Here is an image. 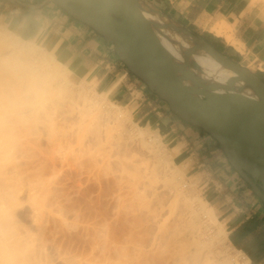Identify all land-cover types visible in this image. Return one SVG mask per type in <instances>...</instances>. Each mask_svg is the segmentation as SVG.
<instances>
[{
	"label": "bare ground",
	"instance_id": "obj_1",
	"mask_svg": "<svg viewBox=\"0 0 264 264\" xmlns=\"http://www.w3.org/2000/svg\"><path fill=\"white\" fill-rule=\"evenodd\" d=\"M228 29H229L228 24L223 20L216 22L213 25L209 26V30L211 32H213L215 35L219 36V35H223V34L227 33L226 34L227 41L233 42L232 37H231V33H229L227 31ZM192 32H194V31H192ZM201 37H203V36H201ZM214 47L219 49L217 46H214ZM220 51H222V50H220ZM34 52H35L34 47H32L31 50L23 47L8 32V29H6V28L2 29L0 27V156L3 157L4 159H5V157H7L8 159H10V157L14 158L15 154H19L20 151L22 149H24V147L28 144V142H30L29 140H31V139H29L28 133H27V135H26V133H22V132H25V131H22L25 127L28 130L31 129L32 133H35L37 135V139L42 137L41 135H43V134H45V135L48 134L49 137L46 136L47 139L52 137L53 139L50 138V140H53V143H56V144H54V145H56V150H55V148H54V150L57 153L63 152V149H66L65 146H67V147L71 146L68 144H71L72 142H74V141L70 140L71 137H69V135L71 134V132L76 130V128H74V130L71 131L70 134L68 132H66L67 130H65V132H63L62 134H60V136H58L59 138L58 137L54 138V136H51L50 133L51 134L56 133L55 131L53 132V130L54 129H60V125L58 126V124H57L58 122L56 120H58V121L61 120V119H58L61 115L65 117L66 114H69V116H71V115L73 116V114H74V116H75V114L77 116V114H78V116L80 118L76 117V120H75L76 122H73L75 118L74 119L71 118V119H73V121L69 118L70 119L69 121H72L74 124L75 123L78 124V125L76 124L77 127H79L82 124H84V125L89 124V122H90L89 118H91L92 122L96 120L95 123L93 124V127H92L93 131L95 132V133L92 132L93 136L96 134L93 139L96 141H98L100 139L99 138V131L100 130L98 131V129L100 128L101 124L105 125L107 127V129L109 128V130H113L115 132V138H113V140L117 139V142L118 143L120 142L119 144H120V146L122 144V147H123V144H127V147L128 146L130 147L131 144L129 142L132 141L131 139L136 138L138 140L139 145L144 149L146 148L147 151L149 152L148 155L150 154L149 157H150L151 161H152L151 155L154 157L153 162H151V166H150V169H151L150 173L151 174L145 168V164L142 167H144L146 169V171H148V173H147L148 175H153V177H156L155 181L157 180V177L159 178L162 175L163 182L160 183V185H158L157 183H153V185H152V183H150L151 184L150 185L147 182L149 180H147L146 181L147 183H146L145 180L143 181L142 179H140L141 176H144L143 174H141V170H140V168H142V167L139 166L141 163L142 164L144 163V162H141V160L143 158L140 160L139 158L136 159L134 156V158H135L134 161L140 160L141 163L140 162H130L128 160L129 159L132 160V158H131L132 153L134 154L135 152L133 151L131 153V152L127 151L126 147H125L126 150L124 149V147L122 148V149H124L123 151H127L131 154L124 152V154L122 155L120 153L122 155V159L120 157H118L121 160L118 162L120 164L119 165L117 164V166H119L118 167L119 169H118V171H116V173H115V170L113 171V173L111 174L112 175L111 180L116 185L115 196H116L117 200L118 199L123 200L124 198H127L125 200H128V198H129V200L131 202V204L128 205L129 210H127L128 208L126 209L127 212L130 214V216H128V218H126V220H124V221H127L128 230L126 229L127 232H126V234H124L125 235V237H124L125 241H123V242L131 243L130 245H132L131 248L134 252L133 253L134 255L132 257H130V260H128V261L127 260H121L119 262L114 261L115 262L114 263L113 261L111 262V260L110 261L104 260L103 263H97L99 261H95L93 258H90V259L87 258L84 260V259H79L74 255H72V256L71 255L70 256L65 255L64 253H62L59 246H56L53 243L46 244L45 242H43L44 239L40 240L39 242H41V243H39V244L29 243L30 240L25 239L26 236L29 237V233L30 234L32 233L31 229L30 230L25 229L26 226L23 225L19 221V219H17V217H16V219L12 220L11 219L12 218L11 213L5 212V210H7V209L4 208L5 207L4 205L6 203L12 202L13 200L19 201V199L17 198V196H18L16 193L17 191H15V187H17V186H14L15 185L14 181L16 182L15 174L20 173L23 170L19 171V168H16V167H18L17 163H19V161L16 163L17 164L16 165L15 162L12 160L13 158L10 159V161H13L12 163H10L9 161L7 163L6 161L8 159H5L6 161H3V163H1V159H0V174H1L0 175V264H39V262L44 260V258L48 259L49 256L50 257L52 256L51 258H55L56 263H58V264H142V263L145 264V261L143 262V260H145L143 254H145V253L147 254L146 251H148L152 248L154 250V248H156L157 246H162V245H163L162 249L164 248V246H165V248L168 249V247L172 246L173 244L175 245L176 242H180V239H181V242L182 241L187 242L189 240L188 243H191L193 245L196 244L192 247L193 249H190L192 251H190L188 249L190 251V255L188 256V259H190L189 262H191L189 264H230V261H229L230 258L226 259V257L223 259H220L218 261L216 260L217 261L216 263H215V261H214V263H212V260L210 259V257L212 256V258H214L212 254H214L215 252H218L215 249L216 247L214 245H213L215 247L214 252H212L211 256L200 255V254H202V253H200V249L202 246L207 245V248L208 247L210 248L212 242H213V244H215L214 242L225 243L226 241H228L226 230L221 225H219V226L215 227L216 230H214L212 232L211 226H212L213 220H214L213 223H215V219L212 220L213 217H212V215L210 216L211 210L206 205V203L202 202V200H200L198 198L199 196H197L195 194V191H194L195 188L193 187V182H191L189 184L181 177V173L183 172L182 171L183 167H181L178 164H174L171 157L169 156V152H167V150L165 148V143H166V138L169 139L168 137H170V136H168L167 134L164 133V127H162V124L161 123H155L156 127L154 128V130H152V128H151L152 125H150V124H148L146 127L143 128L139 124L135 123L132 120V117H130V115L128 114V111L125 108H123L122 106L115 104V103H113V101L109 100V96H110L113 88L118 84V82H119L118 79L120 77H118L117 80H115L112 84H110L107 88H105L101 92H98L97 90H95V92H94L93 91L94 90L93 85H91L88 82V80L81 79V82H79L78 84H75L71 80V78H69V74H68V71H70L69 67L65 63H63L61 60L56 59L54 57L55 55L53 56L52 53L54 51H52V53H50V51H49L50 54L48 52H47V54L44 52H42V53L40 52V54H41L40 57L37 56V53L34 54ZM236 62H238V61H236ZM238 63H240V62H238ZM41 67H47L49 69L55 68L61 75V82L59 83L58 91L50 99L46 96L42 97L40 94V89H41L42 85H41V82L39 79V76H40L39 70ZM248 69H250V68H248ZM254 73L257 74L256 72H254ZM133 76L135 77V75H133ZM90 92H93V93L90 94ZM165 104H166V102H165ZM50 107H53V109H54L53 111H55V115L57 118H55V116L52 118L51 115H49L50 112H48V111L50 110L49 109ZM51 111H52V108H51ZM67 118H66V122L68 124H71V122L67 121L68 120ZM87 118H88L89 122L85 124L84 122L86 121L85 119H87ZM77 119H79L78 122H77ZM52 120L53 121L55 120V121L52 122ZM97 120H98V123H96ZM60 122H62V121H60ZM63 123L65 124V121L62 122L61 125ZM72 124H71V127H72ZM65 125H67V124H65ZM191 126H193V125H191ZM67 127H70V126H67ZM80 127H82V126H80ZM193 127L197 128L195 126H193ZM104 129H105V127H104ZM60 130H62V129H60ZM109 130H107V131H109ZM62 131H64V130H62ZM88 131L90 132L92 130L90 129ZM107 131H105V132L108 133ZM58 132H60V131L58 130ZM102 132L103 131H101V133ZM111 132L112 131H110L108 133L109 135H107V138H109L108 136H111ZM75 133H77V132L75 131ZM57 134H59V133H57ZM57 134H55V135H57ZM86 134H87V132H86ZM205 134H207V133H205ZM25 135H26V137H25ZM101 135L102 134H100V136ZM208 136H210V135H208ZM46 137H45V139H46ZM112 137H114V136H112ZM112 137H110V140H112L111 139ZM91 138H92V135H91L90 139ZM71 139H73V137ZM103 140H99V141H103ZM43 141H45V140H43ZM96 141H92V140L85 141L84 140V142L83 141L81 142V145H78L79 146L78 150H80V151L85 150V148L87 149L86 146L90 147V144L94 145V142L96 143ZM38 142L40 143V141H38ZM111 142H113V141H111ZM128 143L130 145H128ZM51 144H52V142H51ZM51 144L49 143V146ZM100 144H98V145H100ZM111 144L116 145V143H111ZM136 144H137V141H136ZM116 146H118V145H116ZM132 146H133V144H132ZM29 147H27V148H29ZM95 147H96V144H95ZM74 148H71V149H74ZM46 149H48V148H46ZM93 149L94 148H92V150ZM10 150H11V152H19V153L13 154L10 152ZM87 150H89V149H87ZM119 150L120 149H118L117 151H119ZM85 151H83V152H85ZM85 153H87V152H85ZM88 153H91V151H88ZM95 153H97V152L95 151ZM112 153H113V151H112ZM115 154H116V149H115ZM120 154H118V152H117L118 156ZM46 155H48V154H46ZM95 155L93 154L91 156L95 157ZM111 156H112V158H114V155H111ZM111 156L108 158L111 159ZM30 157H28V158H30ZM59 157H60V155H59ZM92 157L87 158V159L85 158V160H86V161H84L86 163V164L84 163L85 168L87 165L89 167H93V168H94V166H92V165L93 164L96 165V159H97L96 157L97 156L95 157L96 159L92 158ZM52 158H51V160L54 159V158L53 159ZM101 158L103 161H106V159H108V158L104 159V155ZM115 158H117V157H115ZM145 158H146V156L144 157V159ZM40 159L42 160V158H40ZM147 159H149V158H147ZM25 161H26L25 163L27 164L28 160H25ZM142 161H144V160H142ZM4 162H6V163H4ZM97 162H98V160H97ZM127 162H129V163H127ZM32 163H30V164H32ZM36 163H37V161H36ZM116 163L117 162H115L114 164L116 165ZM52 164H53L52 165V168H53L55 166V164L54 163H52ZM77 164H79V163H77ZM82 164H83V162H82ZM99 164H100V162H99ZM102 164L104 165V162L101 163L100 165H102ZM108 164H109V162L107 163V165ZM114 164H112V166ZM19 165H22V164L20 163ZM42 165H41L42 167L41 166H39V167L45 168L44 166H47L45 164H42ZM80 166H82V165H80ZM112 166H110V167H112ZM55 167L53 169H55ZM36 168L37 167H35V169ZM21 169H23V167H21ZM88 169L90 170L91 168H88ZM95 169L98 170V168H96V167H95ZM106 169H108V168H106ZM113 169H110V170H113ZM36 170H34V171L36 172ZM38 170L41 171V169H39V168H38ZM44 170L42 169V171H44ZM47 170H48V168H47ZM94 170H90V171H94ZM27 171H30V170L27 169ZM40 171L39 172L37 171V173H33L31 170V172H32V173L30 172L31 176H32L31 178H33V176H34L38 180L42 179L43 178L42 173H41L42 171L41 172ZM98 172H97V174L100 173V172L99 173ZM101 172H103V170ZM27 173L30 174L29 172H27ZM142 173H144V172H142ZM91 174H94V173L91 172ZM101 175H103V173ZM90 176H89V178H90ZM94 176L98 177V175H95V174H94ZM94 176L92 175V177H94ZM35 178H33V179H35ZM98 178H96V179H98ZM142 178H144V177H142ZM99 179H101V178H99ZM151 179H152V176H151ZM25 180H26V178H25ZM140 180L142 182H140ZM153 180L154 179H152V181ZM158 181H160V180H158ZM96 182H97V180H96ZM105 182H107V181H105ZM143 182H145L146 185H144L145 183L143 184ZM30 185H31V183H30ZM39 185H37L36 187L34 185V188L29 187V188H31L32 194L30 193V191H29L30 189H29L27 191L28 193L26 192V195L28 198L35 196V195H33L34 192H32V191H36L35 189L37 187H39ZM42 185H43V183H42ZM99 185H100V183H99ZM111 185H112V183H111ZM145 187H147V188L145 189ZM20 188H21V186H20ZM41 189H42V187L40 189L38 188L37 190L41 192ZM144 189L148 190V191H146L147 193L151 192L150 193V194H152L151 196L154 197L152 200L159 199L162 196V193H166L168 195L167 197H169V205H168L169 207L180 206L181 209L179 207L177 208V209H180V212L179 211H178L179 213L177 212L178 215H180L181 217L183 215L186 216V217L183 216L181 218L182 223L180 224L181 225L180 228H178L180 225L177 227V225L175 224L177 222L176 221L173 224L176 226H174L173 228H170V230L167 231V229L169 227L165 228L167 225V224H165L166 223L165 220L162 221L163 220L162 219L161 220L162 222H159L160 218H161L160 217L161 212H162L161 210L165 211L166 208L163 209V207L162 208L159 207V209L161 208V210H159V209L157 210V208L154 207L153 209H151L150 207H151V205H153L152 204L153 202L151 203L152 200H147L148 196H147V193H145ZM110 190H112V189H110ZM108 191H109V189H108ZM34 194H36V193H34ZM57 194H59V193H57ZM115 196H113V197H115ZM53 198H54L53 203L55 205H56V203H59L55 200V196ZM56 199H57V196H56ZM160 200L162 201V199H159V201ZM58 201H59V199H58ZM118 201H120V200H118ZM118 201H117V204H118ZM156 201H158V200H156ZM122 202L125 203V201H122ZM120 203H121V201H120ZM150 203H151V205H150ZM59 204H58V206L61 205V204L60 205ZM158 204H160V203H158ZM123 205H124V207L127 206L125 204H123ZM43 206H45V205H43ZM148 206H150V207H148ZM115 207H118V206H115ZM146 207L148 209H146ZM53 208H55V207H53ZM172 208H174V207H172ZM30 211H31L30 213L28 212L29 214L27 213L28 217H30L31 224L33 225L35 232L38 234L40 232L38 230H40V228L44 224V221H47L48 219L46 217H45L46 218L45 220H44V218L42 219V217L45 216L44 213H41L42 211L41 212L39 210L34 211L32 209ZM127 212H126V214H128ZM172 213H175V212H173V210H172L171 214ZM178 215H176V216L178 217ZM180 216H179V218H180ZM167 222H168V220H167ZM216 224H218V222H216ZM23 226H25V228H23ZM213 226H215V225H213ZM208 231L211 232V233H209L211 236H208ZM120 234H122V233H120ZM39 235H38V237H39ZM41 239H42V237H41ZM163 241H165V242H163ZM173 242H175V243H173ZM180 244L185 245V243H180ZM107 245H109V243ZM215 245H217V244H215ZM102 248H103V246H102ZM131 248H129V249H131ZM122 249H121V251H122ZM173 249H175V248H173ZM180 249H182V248H180ZM180 249H179V251H180ZM188 250H187V253H189ZM159 251H160V249H159ZM182 251H183V249H182ZM150 252H152V251H150ZM177 252L178 251H176V254H177ZM171 253H170V255H171ZM220 253H221V250H220ZM125 255L127 256L126 252H125ZM129 256H131V255L129 254ZM158 256H160V255H158ZM162 256H163V254H162ZM180 256L183 258V259L181 258V261H183L184 258H187L184 253H181ZM180 256L177 255L176 258L171 257L172 262L174 264L176 263V261L178 262L180 259ZM155 258H157V257H155ZM119 259H120V257H119ZM45 261H47V260H45ZM116 261H118V260H116ZM146 262H148V261H146ZM149 262H150V260H149ZM179 263L181 264L180 261L177 264H179ZM184 264H187V263L184 262Z\"/></svg>",
	"mask_w": 264,
	"mask_h": 264
},
{
	"label": "rangeland",
	"instance_id": "obj_2",
	"mask_svg": "<svg viewBox=\"0 0 264 264\" xmlns=\"http://www.w3.org/2000/svg\"><path fill=\"white\" fill-rule=\"evenodd\" d=\"M0 27L2 28V29H4V28H6V29H8V32L18 41V43L19 44H21L23 47H25V48H28V49H30L31 50V48L32 47H34L35 48V52H34V54H36L37 53V56L38 57H40L41 56V54H40V52L42 53V52H44V53H46L47 54V52L49 53V51H50V53H52V50L51 49H49L48 47H46V46H44L42 43H40L39 41H36V40H33V39H28V38H24V37H21V36H18L17 34H15L14 32H13V30L11 29V27L9 26V24H7V23H4V22H0ZM229 30L230 29H228L227 31L229 32ZM195 32V31H194ZM196 33V32H195ZM230 33V32H229ZM196 34H198V35H200V36H203V37H207L208 39H210V37H211V34H209L208 32H205V31H201V32H199V33H196ZM226 34L227 33H225V34H223V35H219V36H224L225 37V39H226V41H227V38H226ZM212 41L213 40H211V41H209V42H211L212 43ZM228 42V41H227ZM216 46V45H215ZM56 51V50H55ZM55 51L52 53L53 54V56L56 58V59H59V56L55 53ZM49 53V54H50ZM33 54V55H34ZM57 55V56H56ZM60 60V59H59ZM245 63V62H244ZM246 65H247V62H246ZM245 64H244V66H246ZM246 67H248V68H254V66H252V65H249L248 64V66H246ZM250 68V69H251ZM251 69V70H252ZM68 74H69V78H71V80L75 83V84H78L79 82H81V80H77V79H74L71 75H70V71H68ZM135 78H137L136 76H135ZM138 79V78H137ZM91 85H93V91L95 92V90H97L98 92H101L100 90H98V89H96V88H94L95 87V85H94V81L93 82H91V81H88ZM142 84H144L142 81H140ZM140 83V84H141ZM142 84H141V86H142ZM89 86V85H88ZM144 87L146 88V90L148 91V92H151V91H149V89L147 88V86H145V84H144ZM91 93H93V92H90V94ZM152 93V92H151ZM153 95H154V97H152L151 99L152 100H155L154 102L156 103V104H158V103H160V104H162L163 105V109L161 108V107H156V106H154V104L153 103H151V105L148 107V110H150L146 115H143V112H139L138 111V109H134V103H127V104H125V103H123V102H118L116 99H115V97H114V95L113 94H110V96H109V100L110 101H113V103H115V104H118V105H120V106H122L123 108H125L127 111H128V114L130 115V117H132V120L135 122V123H137V124H139L141 127H146L148 124H150V125H152V130H154V128L156 127V125H155V123H161L162 124V127H164V133L165 134H167L168 136H170V137H168L169 139L172 137V134H171V126H172V123L176 120V121H179V122H182L183 120L182 119H180L177 115H175L168 107H167V105H165V102L163 101V100H161V99H159L158 98V96L157 95H155L154 93H152ZM160 100V101H159ZM147 106V105H146ZM65 107V106H64ZM155 107V108H154ZM51 108H52V111H51ZM66 108V107H65ZM143 108H145V107H143ZM154 108V109H153ZM166 108H168V110L166 109ZM50 110L48 111V112H50L49 113V115H51V117L53 118L54 116H55V118H57L56 117V115H55V111H53L54 109H53V107H50L49 108ZM53 112V113H52ZM157 112H158V114H157ZM166 112H167V114H166ZM154 113H156V114H154ZM71 115V114H70ZM69 114H66V116L64 117V116H60L58 119H61V120H56L57 122V124H58V126L60 125V129H62V130H64V131H62V130H60V129H54L53 130V132L55 131L56 133H50V135L51 136H54V138H56V137H58V136H60V134H62L63 132H65V130H67L66 132H68L69 134H70V132L71 131H73L74 130V128H76V130H74L73 132H71V136L69 135V137H73V139H71L70 138V140H72V141H74V142H72L71 144H68V145H71V146H65V148L66 149H63V152H60V153H57L55 150H56V145H54V144H56V143H53V140H50V138L51 139H53L52 137H50V138H48L47 139V137H49L48 136V134H43V135H41L42 137H40L39 139H37V135L35 134V133H32V131H31V129H27L26 127L22 130V131H25V132H22V133H26V135H27V133H28V136H29V139H31V140H29L30 142H28V144L24 147V149H22L21 151H20V153L19 152H11V150H10V152L11 153H13V154H15V153H19V154H15V156H14V158L13 157H10V159L11 158H13L12 160L15 162V164L19 161V163H17L18 164V167H16V168H19V171L21 170H23L22 172H20V173H17V174H15V180H16V182L14 181V186H17V187H15V191H17L16 193H17V198L19 199V201H16V200H13L12 202H9V203H6L4 206V208H6L7 210H5V212H9V213H11V219L12 220H14V219H16V217H17V219H19V221L23 224V225H25L26 226V228H25V226H23V228H25V229H28V230H30L31 229V231H32V233L30 234L29 233V237L28 236H26L25 237V239H28V240H30V242L29 243H36V244H39V243H41V242H39L40 240H43V242H45L46 244H49V243H53V244H55L56 246H59V248L61 249V251H62V253H64L65 255H74V256H76L77 258H79V259H87V258H93L95 261H99V262H97V263H103V261L104 260H111V262L113 261H115V262H119V261H121V260H130V257H132L134 254V252H133V250H132V245H130L131 243H126V242H123V241H125L124 240V237H125V235L124 234H126V232H127V230H128V225H127V221H124V220H126V218H128V216H130V214L127 212V210H129V204H131V202H130V200H129V198H128V200H125V199H127V198H124L123 200L122 199H118V200H120L121 201V203H120V201H118L117 200V198H116V196H115V189H116V185H115V183L111 180V177H112V173H113V171L115 170V173H116V171H118V167L119 166H117V164L119 165L120 163H118L119 161H121L120 160V158L122 159V155L124 154V152L126 153L127 151H129V152H135L134 154L132 153V160L131 159H129L128 161H130V162H140V160L142 159V160H144V161H142L141 160V162H144L143 164L141 163H139L140 165V167H142V166H144V164H145V168L149 171V173L151 172V169H150V166H151V162H153V159H154V157L151 155V159H152V161L150 160V157H149V155H148V151H147V149L145 148H142L140 145H139V143H138V140L136 139V138H133V139H131L132 141H130L129 143L131 144V146L129 147H127V144H123V147H124V149H125V147L127 148V151H123L124 149H122L123 147H122V144H121V146H120V142L118 143L117 142V139L114 141L113 140V138H115V132L113 131V130H109V128L107 129V127L105 126V125H103V124H101L100 125V128L102 129H98V131H99V140H103V141H96V140H94L93 138L95 137V135L93 136V133H95L94 131H93V129H92V127H93V124L95 123V121H91V118H89V120H90V122H89V120H88V118L87 119H85L86 121L84 122L85 124L86 123H88L89 122V124H86V125H84V124H82V125H80V126H82V127H77V123H73V122H76L75 120H76V117H78V118H80L79 116H78V114H77V116H76V114H75V116H74V114H73V116L71 117V116H69ZM168 117L169 118V121H167V122H163L161 119L163 118V117ZM68 117V118H67ZM65 118V119H64ZM66 118L68 119L67 121L68 122H71V124H72V127H71V124H68L67 122H66ZM71 118H75L74 119V121H73V119H71L72 121H69ZM156 119V120H155ZM55 121V120H54ZM53 120H52V122H54ZM60 121H62V122H64L65 121V124H67V125H65L64 123V125L62 124L61 125V123L62 122H60ZM79 121V119H77V122ZM184 122V121H183ZM60 123V124H59ZM96 123H98V120H97V122ZM77 124V125H76ZM187 124H189V123H187ZM89 125V126H88ZM190 125V124H189ZM67 126H70V127H67ZM191 126V125H190ZM104 127H105V129H104ZM149 127V128H150ZM59 128V127H58ZM73 128V129H72ZM79 129V130H78ZM92 130V131H88V130ZM58 130L60 131V132H58ZM83 130V131H82ZM107 131V130H109V131H107L108 133L110 132V131H112L111 132V136H108L109 138H107V135H109L108 133H106L105 131ZM75 131L77 132V133H75ZM80 131V132H79ZM101 131H103L102 133H101ZM86 132H87V134H86ZM93 132V133H92ZM203 132V131H202ZM49 133V132H48ZM57 133H59V134H57ZM178 133V132H177ZM55 134H57V135H55ZM92 135V138L90 139V137H91V135ZM100 134H102L101 136H100ZM26 135H25V137H26ZM34 135V136H33ZM83 135V136H82ZM32 136V137H31ZM47 136V137H46ZM112 136H114V137H112ZM31 137V138H30ZM44 137V138H43ZM45 137H46V139H45ZM89 137V138H88ZM110 137H112L111 139L112 140H110ZM35 138V139H34ZM43 138V139H42ZM59 138V137H58ZM85 138V139H84ZM102 138V139H101ZM106 138V139H105ZM34 141H33V140ZM37 139V140H36ZM169 139H167L166 138V143H165V148H166V150H167V152H169V156L171 157V159H172V161H173V163L174 164H178V165H180L181 167H183V169H182V173H181V177L187 182V183H191V182H193V187L195 188L194 189V191H195V194L197 195V196H199L198 198L200 199V200H202V202H204V203H206V205L210 208V210H211V213H210V216L212 215V220L213 219H215V223H213L214 222V220H213V222H212V226L213 225H215V226H211V229H212V232L214 231V230H216V228L215 227H217V226H219V225H221L225 230H226V226H225V224H224V222H223V220H222V218L219 216V212L217 211V209L215 208V206L212 204V202L209 200V198H208V194H207V190H203V181H202V177L200 176V175H194L195 173H197L196 171H198L199 169L197 168V167H193L192 168V164H191V162L190 163H188V162H186L184 165L181 163L180 164V161H179V158L178 157H176L175 156V152L177 151V149H178V147H177V145L178 144H180V142H179V140L175 137V138H173L172 140V142H170V140ZM213 139V138H212ZM43 140H45V141H43ZM84 140L85 141H89V140H92V141H96V143L94 142V145L92 144H90V147H88V146H86L87 147V149H89V150H87L86 148H85V150H82V151H80V150H78L79 149V146L78 145H81V142L83 141L84 142ZM107 140V141H106ZM214 140V139H213ZM38 141H40V143L38 142ZM42 141V142H41ZM111 141H113V142H111ZM136 141H137V144H136ZM51 142H52V144H51ZM80 142V143H79ZM214 142H215V144H218L215 140H214ZM49 143L51 144L50 146H49ZM100 144V145H98V144ZM111 143H116V145H118V146H116L115 144H111ZM128 143V145H130ZM95 144H96V147H95ZM132 144H133V146H132ZM38 145V146H37ZM219 145V144H218ZM30 146V147H29ZM33 146V147H32ZM167 146V147H166ZM175 146V147H174ZM27 147H29V148H27ZM45 147V148H44ZM75 147V148H74ZM119 147V148H118ZM121 147V148H120ZM133 147V148H132ZM220 147V146H219ZM26 148V149H25ZM46 148H48V149H46ZM54 148H55V150H54ZM71 148H74V149H71ZM92 148H94L93 150H92ZM120 149L119 151H117L118 149ZM36 149V150H35ZM72 151H71V150ZM96 149V150H95ZM98 149V150H97ZM115 149H116V154H115ZM30 150V151H29ZM66 150V151H65ZM100 150V151H99ZM109 150V151H108ZM126 150V149H125ZM137 150V151H136ZM26 151V152H25ZM28 151V152H27ZM48 151V152H47ZM83 151H85V152H87V153H85V152H83ZM88 151H91V153H88ZM95 151L97 152V153H95ZM103 151V152H102ZM112 151H113V153H112ZM147 151V152H146ZM24 152V153H23ZM34 152V153H33ZM42 152V153H41ZM46 152V153H45ZM99 152V153H98ZM117 152H118V154H120L119 156L117 155ZM129 152H127L128 154H131V153H129ZM23 153V154H22ZM103 153V154H102ZM140 153V154H139ZM21 154V155H20ZM31 154V155H30ZM41 154V155H40ZM46 154H48V155H46ZM90 154V155H89ZM95 155V157L97 158H95L94 156L92 157L91 155ZM142 154V155H141ZM38 155V156H37ZM59 155H60V157H59ZM103 155H104V159L105 158H108V157H110L111 155H114V158H112V156H111V159L110 158H108V159H106V161H103L102 160V158L101 157H103ZM4 156V155H3ZM31 156V157H30ZM134 156H135V158L136 159H140V160H136V161H134L135 160V158H134ZM142 156V157H141ZM146 156V158L144 159V157ZM148 156V157H147ZM28 157H30V158H28ZM34 157V158H33ZM54 159H53V158ZM90 157H92V158H95L96 159V165H92V166H94V168L93 167H89L88 165L86 166V168H85V162L84 161H86L85 160V158L87 159V158H90ZM115 157H117V158H115ZM118 157H120V158H118ZM153 157V158H152ZM25 158V159H24ZM32 158V159H31ZM39 158V159H38ZM40 158H42V160L40 159ZM51 158L53 159V160H51ZM147 158H149V159H147ZM0 159H1V163H3V161H6L5 159H8L7 157H5V159L3 158V157H1L0 156ZM10 159H8L6 162L8 163V161L10 162V163H12L13 161H10ZM25 160H28V162H27V164L25 163L26 161ZM35 160V161H34ZM39 160V161H38ZM45 160V161H44ZM97 160H98V162H97ZM100 160V161H99ZM118 160V161H117ZM127 160V159H126ZM147 160V161H146ZM36 161H37V163H36ZM112 161V162H111ZM117 162L116 163V165L114 164L115 162ZM6 162H4V163H6ZM33 162V163H32ZM39 162V163H38ZM45 164V165H47V166H44L45 168H41L43 165L41 164ZM82 162H83V164H82ZM99 162H100V164L101 163H103L104 162V165L102 164V165H100L99 164ZM109 162V164L107 165V163ZM114 162V163H113ZM146 162V163H145ZM22 164V165H19V164ZM30 163H32V164H30ZM50 163V164H49ZM52 163H54L55 164V169H53L52 168ZM77 163H79L80 165H82V166H80L79 164H77ZM85 163V164H84ZM127 163H129V162H127ZM16 164V165H17ZM39 164V165H38ZM112 164H114L113 166H112ZM42 165V166H41ZM107 165V166H106ZM20 166V167H19ZM39 166H41V167H39ZM99 166V167H98ZM110 166H112V167H110ZM21 167H23V169H21ZM29 167V168H28ZM35 167H37L36 169H35ZM91 168L90 170H94L95 169V167L96 168H98V170L97 169H95L94 171H90L88 168ZM110 167V168H109ZM117 169H116V168ZM149 169H148V168ZM33 168V169H32ZM38 168L39 169H41V171H42V169L44 170V171H40V170H38ZM47 168H48V170H47ZM52 168V169H51ZM103 168V169H102ZM106 168H108V169H106ZM114 168V169H113ZM143 168V169H142ZM142 168H140V170H141V174H143L144 176H141V178L140 179H142L143 181L145 180V182L147 181V180H149V181H147L149 184L150 183H152V185H153V183H157L158 185H160V183H162L163 182V178H162V175L158 178L157 177V182L155 181V179H156V177H153V175H148L147 173H148V171H146V169L144 168V167H142ZM27 169L28 170H30V171H27ZM101 169V170H100ZM110 169H113V170H110ZM31 170H32V172L34 171V170H36V172L34 171L33 173H37V171L39 172H41L42 173V179H36L34 176H33V178H35V179H33V178H31L32 176H31ZM97 170V171H96ZM103 170V172H101ZM145 170V171H144ZM18 171V172H19ZM85 171V172H84ZM89 171V172H88ZM100 173H99V172ZM105 171V172H104ZM108 171V172H107ZM110 171V172H109ZM27 172H31L30 174H28ZM47 172V173H46ZM91 172H93L95 175H98V177L99 178H101V179H99L97 176H94V174H91ZM97 172L100 174H97ZM142 172H144V173H142ZM146 172V173H145ZM199 172V171H198ZM22 173V174H21ZM90 173V174H89ZM103 173V175H101ZM26 174V175H25ZM107 174V175H106ZM148 176H147V175ZM151 174V173H150ZM1 175V174H0ZM22 175V176H21ZM25 175V176H24ZM30 175V176H29ZM90 176V178H89V176ZM92 175L94 176V177H92ZM111 175V176H110ZM104 176V177H103ZM106 176V177H105ZM151 176H152V179H154L153 181H152V179H151ZM24 177V178H23ZM94 179H92V178ZM98 178V179H96V178ZM110 177V178H109ZM142 177H144V178H142ZM147 177V178H146ZM149 177V178H148ZM19 178V179H18ZM25 178H26V180H25ZM44 179V180H43ZM103 179V180H102ZM96 180H97V182H96ZM158 180H160V181H158ZM19 181V182H18ZM105 181H107V182H105ZM40 182V183H39ZM100 183V185H99V183ZM140 182H142L141 180H140ZM145 182H143V184L145 183ZM146 182V183H147ZM29 183V184H28ZM30 183H31V185H30ZM42 183H43V185H42ZM106 185H105V184ZM111 183H112V185H111ZM146 183L144 184V185H146ZM40 184V185H39ZM45 184V185H44ZM111 186H110V185ZM34 185H35V187L37 186V185H39V187H37L35 190L37 191H32V192H34V193H36V194H34L33 193V195H35V196H32V197H27V195H26V192L29 190L30 191V193H31V188L33 187L34 188ZM47 185V186H46ZM151 185V184H150ZM207 185V184H206ZM205 185V186H206ZM20 186H21V188H20ZM29 187H31V188H29ZM42 187V189H41V192L40 191H38L37 189L39 188H41ZM48 189H47V188ZM14 188V187H13ZM147 187H145V189H146ZM46 189V190H45ZM56 189V190H55ZM108 189H109V191H108ZM110 189H112V190H110ZM144 189V191H145V193H147L146 191H148V190H145ZM114 190V191H113ZM21 191V192H20ZM49 191V192H48ZM57 191V192H56ZM165 191V190H164ZM20 192V193H19ZM48 192V193H47ZM112 192V193H111ZM28 193V192H27ZM57 193H59V194H57ZM114 193V194H113ZM151 192H148L147 193V200H152L154 197H152L151 195L152 194H150ZM32 194V193H31ZM57 194V195H56ZM110 194V195H109ZM47 195V196H46ZM55 196V200L57 201V202H59V203H56V205L53 203V200H54V197ZM56 196H57V199H56ZM59 196V197H58ZM113 196H115V197H113ZM150 196V197H149ZM168 195L166 194V193H162V196L159 198V199H162V201L160 202L159 201V199H156V200H158V201H156L155 199L154 200H152L151 201V203L153 204V205H151V203H150V205H151V207L150 206H148V207H150L151 209H153L154 207L155 208H157V210L159 209V207H163V209H165V211L164 210H161V208L159 209V210H161L162 212H161V215H160V221L159 222H162V221H164L165 220V224H167L166 225V227L165 228H167V227H169L168 229H167V231H169L170 230V228H173L174 226H176L177 225V227L182 223V220H181V218L183 217V216H185V215H183L182 217L180 216V215H178V213L180 212V206H172V207H174V208H172V207H169L168 205H169V197H167ZM58 199H59V201H58ZM166 199V200H165ZM114 200V201H113ZM116 200V201H115ZM165 200V201H164ZM117 201H118V204H117ZM122 201H125V203L124 202H122ZM129 201V202H128ZM156 201V202H155ZM19 202V203H18ZM55 202V201H54ZM116 202V203H115ZM128 203V204H127ZM158 203H160V204H158ZM47 204V205H46ZM52 204V205H51ZM54 204V205H53ZM58 204L60 205V206H58ZM115 204V205H114ZM122 204V205H121ZM123 204H125V205H127V206H125L124 207V205ZM156 206H155V205ZM43 205H45V206H43ZM115 206H118V207H115ZM121 206V207H120ZM171 206V205H170ZM51 207V208H50ZM53 207H55V208H53ZM59 207V208H58ZM123 207V208H122ZM180 208V209H177V208ZM128 208V209H127ZM145 208V207H144ZM149 208V209H150ZM36 210V211H42L41 213H44V215L45 216H43L42 217V219L44 218V220L47 218L48 220L47 221H44V226L42 225V227L40 228V230H38V231H40L38 234L35 232V230H34V228H33V225L31 224V221H30V217H28V214L31 212L30 210ZM58 209V210H57ZM122 209V210H121ZM127 209V210H126ZM146 209H148L147 207H146ZM25 210V211H24ZM49 210V211H48ZM125 212H124V211ZM172 210H173V212H175V213H172L171 214V212H172ZM175 210V211H174ZM179 211V212H178ZM29 212V213H28ZM48 212V213H47ZM126 212L128 213V214H126ZM167 212V213H166ZM178 212V213H177ZM16 213V214H15ZM24 213V214H23ZM28 213V214H27ZM166 213V214H165ZM19 214V215H18ZM21 214V215H20ZM126 214V215H125ZM27 215V216H26ZM125 215V216H124ZM169 215V216H168ZM172 215V216H171ZM176 215H178V217L176 216ZM48 216V217H47ZM179 216H180V218H179ZM46 217V218H45ZM123 217V218H122ZM176 217V218H175ZM186 217V216H185ZM23 218V219H22ZM38 218V217H37ZM163 219V220H162ZM172 219V220H171ZM180 219V220H179ZM162 220V221H161ZM167 220H168V222H167ZM170 221V222H169ZM172 221V222H171ZM177 221V222H176ZM181 221V222H180ZM174 222H176L175 224L176 225H173L174 224ZM216 222H218V224H216ZM221 222V223H220ZM43 223V222H42ZM172 223V224H171ZM46 224V225H45ZM181 227V225L178 227V228H180ZM127 229V230H126ZM210 229V230H211ZM209 230V231H210ZM42 231V232H41ZM208 231V236H211L209 233H211V232H209ZM41 233V234H40ZM43 233V234H42ZM120 233H122V234H120ZM226 233H227V231H226ZM40 234V235H39ZM38 235H39V237H38ZM179 235V234H178ZM116 236V237H115ZM41 237H42V239H41ZM103 237V238H102ZM40 238V239H39ZM105 238V239H104ZM120 238V239H119ZM113 239V240H112ZM118 240V241H117ZM113 241V242H112ZM189 241V240H188ZM188 241L187 242H181V239H180V242H173V243H175V245L173 244L172 246H170V247H168V249L167 248H165V246H164V250L162 249V246H157L156 248H154V250H153V248L152 249H150V250H148V251H146L147 252V254L145 255V254H143L144 255V259L145 260H143V262L145 261V264L147 263V264H174L173 262H172V260H171V257L173 258H176V256L178 255V256H180V254L181 253H184L185 254V256L187 257V258H184V260L183 261H181V256H180V259H179V261L181 262V264H184V262L185 263H187V264H189V263H191V262H189L190 261V259H188V256L190 255V251H192V250H190V249H193L192 247L194 246V245H196V244H191V243H188ZM104 242V243H103ZM116 242V243H115ZM118 242V243H117ZM163 242H165V241H163ZM192 242V241H191ZM228 241H226L225 243H218V242H214L215 244H217V245H215V244H213V242L211 243V247L209 248H207V245L206 246H202L201 247V249H200V253H202V254H200V255H202V256H211V254H212V252H214V248L218 251V252H215L214 254H212L213 255V257L215 258H212V256L210 257V259L212 260V263H214V261H215V263L218 261V260H220V259H223V258H225L226 257V259L228 258H230V264H233V262L231 261V256H232V254L234 253H236V252H234V250H233V248L227 243ZM14 243V242H13ZM104 245H103V244ZM109 243V245H107ZM180 243H185V245L183 246V245H179ZM193 243V242H192ZM123 244V245H122ZM225 244V245H224ZM177 245V246H176ZM215 247H214V246ZM102 246H103V248H102ZM106 248H105V247ZM174 246V247H173ZM218 246V247H217ZM114 247V248H113ZM179 247V248H178ZM116 248V249H115ZM123 248V249H122ZM127 250H125V249ZM129 248H131V249H129ZM173 248H175V249H173ZM180 248H182L183 249V251H182V249H180ZM121 249H122V251H121ZM159 249H160V251H159ZM172 249V250H171ZM179 249H180V251H179ZM190 251H189V250ZM158 250V251H157ZM187 250L189 251V253H187ZM203 250V251H202ZM212 250V251H211ZM220 250H221V253H220ZM150 251H152V252H150ZM164 251V252H163ZM169 251V252H168ZM175 251V252H174ZM176 251H178L177 252V254H176ZM116 252V253H115ZM118 252V253H117ZM125 252L127 253V256L125 255ZM154 252V253H153ZM159 252V253H158ZM166 252V253H165ZM172 252V253H171ZM158 253V254H157ZM161 253V254H160ZM170 253H171V255H170ZM102 254V255H101ZM107 256H106V255ZM129 254L131 255V256H129ZM162 254H163V256H162ZM125 257H124V256ZM152 255V256H151ZM157 255V256H156ZM158 255H160V256H158ZM176 255V256H175ZM102 256V257H101ZM146 256V257H145ZM50 257V256H49ZM48 257V259L47 258H44V260H42L41 262H39V264H58V263H56V260H55V258H49ZM112 257V258H111ZM119 257H120V259H119ZM123 257V258H122ZM128 257V258H127ZM152 257V258H151ZM155 257H157V258H155ZM163 257V258H162ZM170 257V258H169ZM126 258V259H125ZM179 258V257H178ZM147 259V260H146ZM154 259V260H153ZM183 259V258H182ZM45 260H47V261H45ZM116 260H118V261H116ZM149 260H150V262H149ZM217 260V261H216ZM102 261V262H101ZM146 261H148V262H146ZM153 261V262H152ZM160 261V262H159ZM178 261V262H179ZM188 261V262H187ZM114 262V263H115ZM152 262V263H151ZM177 261H176V263L175 264H177L178 263ZM183 262V263H182ZM143 264V263H142ZM180 264V263H179Z\"/></svg>",
	"mask_w": 264,
	"mask_h": 264
},
{
	"label": "crops",
	"instance_id": "obj_3",
	"mask_svg": "<svg viewBox=\"0 0 264 264\" xmlns=\"http://www.w3.org/2000/svg\"><path fill=\"white\" fill-rule=\"evenodd\" d=\"M149 1L190 30L211 34L220 50L243 65L247 62L246 66H254L250 68L264 80V0ZM221 20L228 24L233 42L209 30L210 25ZM0 22L9 24L18 36L56 50L78 81H94L95 88L102 91L120 77L111 94L118 102L134 103V109L143 115L150 111L151 103L165 107L151 99L154 95L127 70L101 36L53 1L0 0ZM161 120L167 122L169 118ZM171 134L170 142L175 137L180 142L175 152L180 163L191 162L192 168L199 169L194 175L202 177L203 190H207L226 226L228 244L251 264H264V203L230 166L212 137L176 120Z\"/></svg>",
	"mask_w": 264,
	"mask_h": 264
},
{
	"label": "water",
	"instance_id": "obj_4",
	"mask_svg": "<svg viewBox=\"0 0 264 264\" xmlns=\"http://www.w3.org/2000/svg\"><path fill=\"white\" fill-rule=\"evenodd\" d=\"M96 32L264 203V81L148 0H51Z\"/></svg>",
	"mask_w": 264,
	"mask_h": 264
},
{
	"label": "clouds",
	"instance_id": "obj_5",
	"mask_svg": "<svg viewBox=\"0 0 264 264\" xmlns=\"http://www.w3.org/2000/svg\"><path fill=\"white\" fill-rule=\"evenodd\" d=\"M41 89L40 94L42 97L52 98L58 91L59 83L61 82V75L55 68L41 67L40 70Z\"/></svg>",
	"mask_w": 264,
	"mask_h": 264
},
{
	"label": "built area",
	"instance_id": "obj_6",
	"mask_svg": "<svg viewBox=\"0 0 264 264\" xmlns=\"http://www.w3.org/2000/svg\"><path fill=\"white\" fill-rule=\"evenodd\" d=\"M233 250L234 252H236L235 254L233 253L231 256V261L233 262V264H251L243 253L234 248Z\"/></svg>",
	"mask_w": 264,
	"mask_h": 264
},
{
	"label": "trees",
	"instance_id": "obj_7",
	"mask_svg": "<svg viewBox=\"0 0 264 264\" xmlns=\"http://www.w3.org/2000/svg\"><path fill=\"white\" fill-rule=\"evenodd\" d=\"M206 40H208V41H211L214 37L211 35V37H210V39H208L207 37H204ZM211 43V42H210ZM212 45H214L215 46V44H214V42L212 41V43H211ZM228 56V55H227ZM228 57H230V56H228ZM230 58H232V57H230ZM233 60H235L234 58H232ZM235 61H237V60H235ZM255 72V71H254ZM258 75V74H257ZM259 76V75H258Z\"/></svg>",
	"mask_w": 264,
	"mask_h": 264
}]
</instances>
